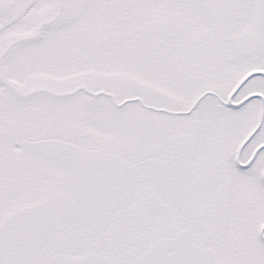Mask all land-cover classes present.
<instances>
[{
  "label": "snow or ice",
  "instance_id": "6c2138e0",
  "mask_svg": "<svg viewBox=\"0 0 264 264\" xmlns=\"http://www.w3.org/2000/svg\"><path fill=\"white\" fill-rule=\"evenodd\" d=\"M0 264H264V0H0Z\"/></svg>",
  "mask_w": 264,
  "mask_h": 264
}]
</instances>
